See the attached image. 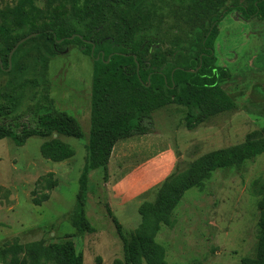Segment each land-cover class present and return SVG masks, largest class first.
<instances>
[{"label":"trees","instance_id":"trees-1","mask_svg":"<svg viewBox=\"0 0 264 264\" xmlns=\"http://www.w3.org/2000/svg\"><path fill=\"white\" fill-rule=\"evenodd\" d=\"M234 12L247 22H264V0H15L3 8L0 4V142L8 139L23 147L39 138L44 141L45 160L63 163L73 158L74 150L61 139L81 140L85 134L74 116L58 109L49 65L70 46L94 62L87 157L70 217L75 236L98 232L87 213L90 173L101 171L107 184L115 147L150 135L155 112L183 107L186 128L194 131L238 108L223 90L231 76L217 66L215 55L220 25ZM34 34L19 46L10 66L11 51ZM263 154L264 129L242 145L212 152L171 175L160 186L156 201L139 208L141 224L130 238L107 205L123 247V259L114 264H169L167 251L156 238L163 225L172 226V214L186 192L202 188L217 170L241 172L246 162ZM49 181V190L57 187ZM260 194L256 254L239 264H264V184ZM47 200L45 195L34 202L40 206ZM74 235L47 246L15 240L2 253L11 255L7 264H84Z\"/></svg>","mask_w":264,"mask_h":264},{"label":"rangeland","instance_id":"rangeland-1","mask_svg":"<svg viewBox=\"0 0 264 264\" xmlns=\"http://www.w3.org/2000/svg\"><path fill=\"white\" fill-rule=\"evenodd\" d=\"M15 0H0L1 7ZM217 66L230 80L223 90L237 103L194 131L186 128V109L170 106L154 113L150 135L117 144L109 165V181L101 171L90 173L87 213L97 233L75 236L70 217L75 209L79 179L86 163L90 133L94 62L78 47L53 59L49 73L57 107L74 116L85 134L81 140L62 138L74 157L53 163L41 156L44 143L30 139L17 147L0 142V264L11 255L7 243L44 242L47 246L74 235L84 264H114L123 259L116 227L107 214L110 206L126 237L141 224L139 208L156 201L160 186L199 158L237 147L264 129V22L228 15L215 44ZM52 180L57 187L48 189ZM50 182V181H49ZM260 184H264V154L246 162L241 172L217 170L202 188L186 192L172 214V226L163 225L156 241L165 247L169 264H239L256 254ZM49 200L38 206L35 200Z\"/></svg>","mask_w":264,"mask_h":264},{"label":"water","instance_id":"water-1","mask_svg":"<svg viewBox=\"0 0 264 264\" xmlns=\"http://www.w3.org/2000/svg\"><path fill=\"white\" fill-rule=\"evenodd\" d=\"M36 36H37V35H35V34H34V35H31V36H29V37H27V38L21 40V41L16 45V47L11 51L10 56H9L10 66H11V60H12V57H13L14 53L17 51V49L19 48V46L22 45L23 43H25L26 41L30 40L31 38L36 37ZM71 39H74V37L71 38ZM62 42H63V41H60L59 43H62ZM134 59L136 60V57H135ZM97 60H99V59H97ZM0 64L2 65V62H1V61H0Z\"/></svg>","mask_w":264,"mask_h":264}]
</instances>
